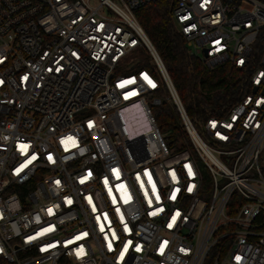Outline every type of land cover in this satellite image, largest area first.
<instances>
[{
  "label": "built area",
  "instance_id": "2783aa9c",
  "mask_svg": "<svg viewBox=\"0 0 264 264\" xmlns=\"http://www.w3.org/2000/svg\"><path fill=\"white\" fill-rule=\"evenodd\" d=\"M154 1L0 0V264H264V0H171L189 53L241 73L193 120L136 15Z\"/></svg>",
  "mask_w": 264,
  "mask_h": 264
},
{
  "label": "trees",
  "instance_id": "16d2710c",
  "mask_svg": "<svg viewBox=\"0 0 264 264\" xmlns=\"http://www.w3.org/2000/svg\"><path fill=\"white\" fill-rule=\"evenodd\" d=\"M171 0H156L136 11L139 23L159 53L173 86L189 117L219 114L239 97L241 73L229 64L206 67L189 53L183 36L171 18ZM155 121L173 146L185 137L173 103L162 98L152 106Z\"/></svg>",
  "mask_w": 264,
  "mask_h": 264
},
{
  "label": "rangeland",
  "instance_id": "374dc122",
  "mask_svg": "<svg viewBox=\"0 0 264 264\" xmlns=\"http://www.w3.org/2000/svg\"><path fill=\"white\" fill-rule=\"evenodd\" d=\"M260 163L262 164L263 162H262V156H261V158H260Z\"/></svg>",
  "mask_w": 264,
  "mask_h": 264
},
{
  "label": "water",
  "instance_id": "95a60500",
  "mask_svg": "<svg viewBox=\"0 0 264 264\" xmlns=\"http://www.w3.org/2000/svg\"><path fill=\"white\" fill-rule=\"evenodd\" d=\"M177 27V26H176Z\"/></svg>",
  "mask_w": 264,
  "mask_h": 264
}]
</instances>
